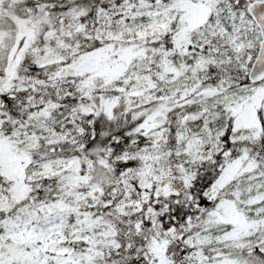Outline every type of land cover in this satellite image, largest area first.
Masks as SVG:
<instances>
[{
    "label": "rangeland",
    "instance_id": "374dc122",
    "mask_svg": "<svg viewBox=\"0 0 264 264\" xmlns=\"http://www.w3.org/2000/svg\"><path fill=\"white\" fill-rule=\"evenodd\" d=\"M25 1L0 0V3ZM231 7L229 0H108V5L98 8V23L89 40H97L102 45L89 52V56L102 61L114 59L115 65L110 69L118 68V71L123 66L132 70L135 66L139 70H158L159 75L146 87L140 84L118 87L138 97L140 103L166 99L178 90L188 93L212 76L222 86L207 88L201 93L203 101L194 122L183 117L174 121L178 132L176 142L165 139L125 154L127 158H139L141 165L127 170L117 181L123 197L117 204L109 203L110 210L129 211L144 206L152 195L161 193L159 179L169 185L176 172L182 168L190 172L193 163L200 161L209 150H216L220 134L229 123L233 138L259 127L258 110L264 108V80L246 83L237 74L248 73L249 57L258 50L262 35L244 10ZM65 25L79 28L75 19ZM31 26L32 30L0 15V67L11 77L4 85L17 84L27 90L28 103L37 108L23 123H11L0 113V209L8 206L9 196L17 200L26 197L34 180L53 171L48 164L31 160L27 146L33 147L32 142L47 132L62 138L82 130L69 116L83 107L61 100L80 85L84 86L78 81L86 71L85 64L75 65L61 79L37 78L19 72L24 59L46 64L66 59L81 49L53 51L40 45L39 54L35 41L36 19ZM175 30V46L185 39L198 45V49L176 46L168 52L146 55L136 63L118 62L119 58L134 57L136 47L130 42ZM23 34L27 37L22 50L13 57ZM83 52L84 58L86 51ZM26 141L29 145H22L20 152L16 151L18 143L26 144ZM59 163L69 184L61 194L50 199L40 211L28 210L0 219V246L5 244L3 247L11 249L7 253L3 248L0 264H98L89 251L80 250L75 243L116 242L112 229L88 208L95 204V194L101 186L89 184L81 177L77 157L64 158ZM241 169L237 163L228 166L219 185L228 183ZM17 186L20 187L17 189ZM228 189L233 200H224L220 211L214 213L218 214L214 227L201 228L187 242L196 246L215 242L211 259L201 264H258L236 255L264 244V168Z\"/></svg>",
    "mask_w": 264,
    "mask_h": 264
},
{
    "label": "trees",
    "instance_id": "16d2710c",
    "mask_svg": "<svg viewBox=\"0 0 264 264\" xmlns=\"http://www.w3.org/2000/svg\"><path fill=\"white\" fill-rule=\"evenodd\" d=\"M229 1L232 10L242 9L245 16L252 19L248 10L251 0ZM105 5H108V0H26L14 4L0 3V15L5 16L9 22H18L32 30L31 23L33 19L37 20L35 41L39 54L40 45H46L53 51L81 49V52H75L66 59L46 64L24 59L19 65L20 73L37 78L61 79L62 76H68L67 71L75 65L83 63L86 66L85 73L78 81L84 86L79 84L78 90L61 100L83 107V110L69 116L82 130L62 138L47 132L32 142L33 147L27 146L29 141L26 144L18 143L16 151L20 152L22 145L27 146V155L31 160L42 161L53 167V171L34 180L26 197L17 200L9 196L8 206L0 209V219H9L28 210L40 211L44 204L61 194L69 185L63 176L64 171L59 169V162L64 158L77 157L81 177L89 184L97 183L101 186L95 194V204L88 208L112 229L116 242L89 244L80 241L75 243L76 247L89 251V255L98 264H201L211 259L215 242L196 246L190 245L187 239L201 228L214 227L218 215L214 213L220 211L224 200H233L230 198L229 187L264 168V108L258 110V128L248 130L240 138H233V129L229 123L220 134L216 150H209L200 161L193 163L190 172L185 168L176 172L169 185L159 179L157 185L161 193L152 195L141 208L110 210L109 205L117 204L123 197L117 181L127 170L141 165L139 158H127L125 154L165 139L176 142L178 132L174 121L183 117L188 122H194L199 117V106L203 101L201 93L207 88L211 90L222 86L212 76L206 82H199L188 93L178 90L167 95L166 99L147 103H140L138 97L118 88L132 84L146 87L159 73L154 68L139 70L136 66L134 70L123 66L118 71V68L110 69V66L115 65L114 59L102 61L89 56V52L102 45L97 40H89V35L98 23V8ZM73 19L79 23V28H68L65 25ZM175 33L176 30L130 42L136 47L134 57L119 58L118 62L121 65L126 61L128 64L136 63L146 55L168 52L176 46L198 49V45L185 39L175 46ZM83 51H86L84 58ZM254 56L255 53L249 57V68ZM9 62L7 59L6 63ZM69 75L74 77L73 73ZM237 75L242 82L251 83L248 73ZM8 78L11 77L1 66L0 113L11 123H23L37 108L34 109L28 103L27 90L17 84L5 87ZM200 87L204 89L199 91ZM235 163L240 164L241 171L228 183L219 185L225 169ZM3 246L5 244L0 246V253L3 248L7 253L11 251L9 247ZM236 256L264 264V244ZM5 260L8 262L7 258Z\"/></svg>",
    "mask_w": 264,
    "mask_h": 264
},
{
    "label": "water",
    "instance_id": "95a60500",
    "mask_svg": "<svg viewBox=\"0 0 264 264\" xmlns=\"http://www.w3.org/2000/svg\"><path fill=\"white\" fill-rule=\"evenodd\" d=\"M248 10L262 35L259 49L250 69L249 78L252 82H260L264 80V0L252 1L248 6ZM25 39L26 36H23L20 40L18 50L23 46Z\"/></svg>",
    "mask_w": 264,
    "mask_h": 264
}]
</instances>
